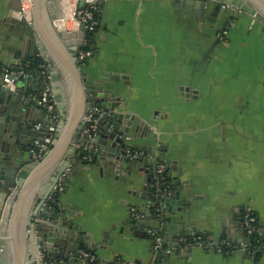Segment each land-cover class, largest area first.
Returning a JSON list of instances; mask_svg holds the SVG:
<instances>
[{
    "label": "crops",
    "instance_id": "obj_1",
    "mask_svg": "<svg viewBox=\"0 0 264 264\" xmlns=\"http://www.w3.org/2000/svg\"><path fill=\"white\" fill-rule=\"evenodd\" d=\"M67 1L74 8L78 0ZM65 2L55 1L59 15ZM209 5L204 16H195L177 0H105L94 56L80 71L86 92H110L124 110L149 122V141L139 137L132 144L150 143L151 156L159 147L181 194L193 198L189 208L167 213L164 235L173 246L175 233L201 230L208 241L184 249L167 245L161 251L166 264H264V257L253 258L239 247L249 242L241 224L248 205L264 241V16L250 11L240 16L235 8L227 21V5L218 16L215 4ZM20 6L21 0H0V67L17 69L21 62L23 68L38 52L49 62V75L52 59L38 48L36 32L7 22ZM64 20L68 32L78 29L72 17ZM30 76L9 90L0 88L3 137L31 120L47 128L61 120L23 106L20 93L40 95L51 87L45 76ZM10 152L0 149V156L11 158ZM89 155L91 160L74 158L59 195L72 218L67 228L82 237L79 253L94 254L95 261L84 258L90 264H153L158 252L148 229L160 222L149 215L143 227L135 214L136 208L151 207L147 174L139 164L130 173L124 161L117 169L113 159Z\"/></svg>",
    "mask_w": 264,
    "mask_h": 264
},
{
    "label": "water",
    "instance_id": "obj_2",
    "mask_svg": "<svg viewBox=\"0 0 264 264\" xmlns=\"http://www.w3.org/2000/svg\"><path fill=\"white\" fill-rule=\"evenodd\" d=\"M55 1L34 0L31 24L15 16L21 6L12 10L7 17V22L19 28L21 24L30 30L32 28L36 32L34 38L38 48L52 59L49 68L51 78L42 77V80L50 83L48 96L56 102L55 109L50 110L49 105L37 107L38 105L27 102L26 98L32 92L20 93L19 99L29 111L38 109L51 117L60 115L61 120L59 123L52 122L59 133L51 149L38 162L34 160L32 150L35 148L36 140H44V137H39L41 132L47 130L44 121L41 122L43 125L41 129L35 128V124L40 122L31 120L24 127L17 129L20 133L16 131L12 132L11 136L4 137L2 136L4 126L0 125V149L11 151V158L0 156V264H42L43 259L45 264H90L79 253L82 237L67 228L72 218L67 215L66 209L62 208L59 197L56 203L48 202L54 186L73 163L74 158L81 159L86 152L102 160L113 159L117 169L124 161L130 173L132 167L139 164L140 170L147 174L148 186L145 189L150 193V205L158 207L157 210L160 212L158 216L162 218L157 217L150 208H136V213L143 219L136 221V224L147 227L146 220L149 214L160 222L164 231L169 221L167 213L179 212L183 207L189 208L190 202L193 201L192 197L181 194L176 178L171 187L159 194L151 193L150 187L155 177L156 166L159 160H163L160 157L162 153L159 147L155 146L153 149L157 150V154L151 156L148 154L150 143L143 146H135L132 143L139 137L149 141L153 127L144 118L124 110L122 100L114 94L101 90L85 91L80 71L83 62L78 60V53L84 46L93 45L88 42L84 44L86 31L83 25L72 32L66 30L65 12L64 15L57 13L56 7L54 8ZM104 1L78 0L76 7L82 8L90 3L102 7ZM177 1L178 6L184 7L195 16H204L211 3L215 4L213 14L216 16L223 10L222 5H227V21L233 18L235 8L242 11L240 16L247 11L258 18L264 16V0ZM38 56V52L32 54V57ZM26 61H23L22 66L26 65ZM46 62L49 64L47 59ZM1 68L0 88L4 86L6 89L4 87L2 89L9 90V86L1 79ZM20 68L21 62H18L17 69ZM32 78L22 74L16 83ZM40 95H43V92ZM95 108L99 109V113L94 115L95 120L86 121L87 112ZM86 130L90 132L85 133ZM3 139L6 142H1ZM128 148L142 151L143 156L130 158L127 155ZM63 158L65 160L61 167L54 172L56 165ZM200 232L201 230L189 229L181 235L175 233L173 246L184 249L198 244L193 238ZM189 239L190 242L187 241ZM165 243L171 245L166 235ZM157 258L163 260L161 264H166L161 251L155 255L153 264Z\"/></svg>",
    "mask_w": 264,
    "mask_h": 264
},
{
    "label": "built area",
    "instance_id": "obj_3",
    "mask_svg": "<svg viewBox=\"0 0 264 264\" xmlns=\"http://www.w3.org/2000/svg\"><path fill=\"white\" fill-rule=\"evenodd\" d=\"M33 4L34 0H21V9L15 13V16L20 18V19H25L28 23H32V9H33ZM89 7H74L73 8V14L72 18L76 22L78 29L80 26H84L85 31L87 32L88 30H94V27L98 24V20L95 18L94 15V10L98 7L95 5V3H90ZM87 43V38L85 35V40L84 44ZM93 54V51L91 50H84L82 48L79 53H78V60L85 62L87 59H89ZM45 61L46 59L43 58ZM42 66L45 67V69L38 71H25L23 68L21 69H11L8 67H2L1 68V73H2V81L6 85H13L16 83V81L19 79V77L24 74L26 76L30 75H42L47 78H49L48 72H47V67L48 64H42ZM48 90L47 88L44 92L43 95H39L36 93H31L30 95L27 96L26 100L29 103L37 104V105H49L50 110H54L56 107V103L53 98H49L48 96ZM95 113H99V109L95 108L94 110H89L85 116L86 121H91L95 120ZM43 127L42 123H37L35 124L36 129H41ZM57 128L55 126H49L46 130V136L43 141L36 140L35 143V148L32 150V156L36 162L42 160L47 152L51 149L53 146L54 142L56 141L57 138ZM89 130H86L85 133H89ZM88 153V152H87ZM127 155L130 158H138L141 154L139 152H132L130 150H127ZM84 157L88 158L91 160V156L86 154ZM167 164L165 162H160L156 166V173L162 174L164 170L167 168ZM65 174H63L56 185L54 186L52 190V194L48 197V202H57L58 197L61 192L64 191L65 189ZM161 193L160 188H158L157 194ZM47 202V203H48ZM136 216H139L138 213H135ZM242 227L245 232V235L247 238H249V242L246 245L239 246L241 249L249 253L253 258H257L258 256V250L251 248L250 241L254 239L255 237L259 236V231H258V218L257 215L254 213L252 207L250 205L246 206L243 210V215H242ZM148 233L151 235L153 242H154V249L159 252L162 251L166 248V243H165V235L164 232H162L161 227H151L148 229ZM183 240V239H182ZM185 241V240H184ZM193 241L198 244H203V238L201 236H195L193 238ZM223 244L229 245L228 242H223ZM172 247V249H175V246L169 245ZM259 250H262L260 257H264V242L262 241L260 246L258 247ZM80 256L82 258H86L89 261H95L96 257L94 254L86 251V250H81L80 251ZM115 264V263H112Z\"/></svg>",
    "mask_w": 264,
    "mask_h": 264
},
{
    "label": "trees",
    "instance_id": "obj_4",
    "mask_svg": "<svg viewBox=\"0 0 264 264\" xmlns=\"http://www.w3.org/2000/svg\"><path fill=\"white\" fill-rule=\"evenodd\" d=\"M89 6H90L89 4L88 5H85L84 8L89 7ZM94 15H95V18L98 20V24L94 27V30H88L86 32L87 42L88 43H92V45H93V42H94L93 41V37L95 36L97 30L99 29V25H100V22H99L100 21L99 7H97L94 10ZM83 48H84V50H91V51L94 50V46H92V47L91 46H84ZM42 64L43 65L46 64V61L42 57H40V56H38V57H32V58H30V59L27 60L26 65L23 67V69L25 71H34V70L41 71V70L45 69V67L42 66ZM86 154H88V153L86 152L84 154V156ZM84 156L82 157V159L84 158ZM160 162H164V161L163 160L162 161L159 160V163ZM173 182H174V179L171 177L170 168L169 167H167L162 174H158V173L155 172V177H154V179L152 181V184H151V187H150L151 193L152 194H155L158 191V188H160V190L163 191L166 188L171 187L173 185ZM157 208H158L157 206H151L150 207V209L152 210V212H155L156 213V216L161 219L162 217L158 216L160 212L157 210ZM148 216H149V214H148ZM164 221H166V220H164ZM162 232H164L163 229H162ZM199 236H201L203 238V242L206 243L208 241L207 240L208 238L204 234V232L201 231L199 233ZM187 241L190 242L191 240L189 239ZM262 241L263 240L260 238V236H257V237H255L254 239H252L250 241L251 248L258 250V256H257V258L260 257V254L262 252V250H259V248H258L260 246V244H261ZM223 248L225 250L227 248V246L224 245ZM112 263L122 264L121 260H116L114 262H111L110 264H112Z\"/></svg>",
    "mask_w": 264,
    "mask_h": 264
},
{
    "label": "bare ground",
    "instance_id": "obj_5",
    "mask_svg": "<svg viewBox=\"0 0 264 264\" xmlns=\"http://www.w3.org/2000/svg\"><path fill=\"white\" fill-rule=\"evenodd\" d=\"M65 16L68 19H70L72 17V14H73V7H71L68 3L67 0H65Z\"/></svg>",
    "mask_w": 264,
    "mask_h": 264
},
{
    "label": "flooded vegetation",
    "instance_id": "obj_6",
    "mask_svg": "<svg viewBox=\"0 0 264 264\" xmlns=\"http://www.w3.org/2000/svg\"><path fill=\"white\" fill-rule=\"evenodd\" d=\"M128 150H130V151H132V152H139L141 155H140L138 158H140V157L143 156V152H142V151H139V150H132V149H129V148H128ZM155 172H156V171H155ZM42 264H45L44 259L42 260Z\"/></svg>",
    "mask_w": 264,
    "mask_h": 264
}]
</instances>
